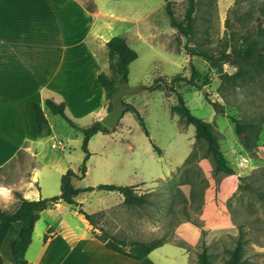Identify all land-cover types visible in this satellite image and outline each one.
<instances>
[{
	"label": "crops",
	"instance_id": "0c3cea01",
	"mask_svg": "<svg viewBox=\"0 0 264 264\" xmlns=\"http://www.w3.org/2000/svg\"><path fill=\"white\" fill-rule=\"evenodd\" d=\"M165 3L90 0L89 11L82 0H0V171L21 152L31 158L23 175L0 182L2 210L13 213L23 199L60 194L64 174L69 169L77 171L84 157L82 134L71 126L78 133L68 131V123L52 114L44 99L64 101L67 116L79 125L100 121L110 109L97 74L105 73L116 87L121 84L116 57L110 58L106 45L110 38L121 37L137 53L128 66V85H151L122 98L143 117L148 135L136 114L126 110L115 127L90 137L85 174L73 177L72 184L93 189L79 193L76 205L58 200L41 211L25 251L27 264H189L188 251L174 243H164L137 260L107 248L95 232L100 229L96 216L102 218L124 204L122 193L98 189V184L134 186L138 193L149 194L155 183L188 168H194L209 185L199 212H191L188 207L189 184L174 186V209L186 205L200 223L199 227L182 220L175 227L176 236L194 245L202 230L208 241L236 230L237 219L226 201L238 186L240 163L245 156L234 123L216 113L210 103L207 116L200 115L221 133V149L235 174L214 175L215 162L202 137L180 134L178 144L162 142L170 124L175 123L178 133L190 124H184L177 113L170 111L177 102L176 93L152 86L162 84L157 80L161 78L170 85L169 78L175 74L189 78L190 64L201 71L205 66L202 59L190 56L182 44H176L179 33ZM173 87L188 107L190 99L184 90L189 91L197 107L201 100L206 101L203 93L186 81H177ZM35 103L41 105L48 120L49 135L37 134ZM57 141L63 146H53ZM80 209L99 215L90 222ZM4 249L0 258L7 253Z\"/></svg>",
	"mask_w": 264,
	"mask_h": 264
},
{
	"label": "rangeland",
	"instance_id": "374dc122",
	"mask_svg": "<svg viewBox=\"0 0 264 264\" xmlns=\"http://www.w3.org/2000/svg\"><path fill=\"white\" fill-rule=\"evenodd\" d=\"M165 1H169V8L175 19L183 22L187 0ZM82 2L86 5L90 0H82ZM241 34L252 39L264 40V0L196 1L190 45L199 42L209 46L211 52L215 54H219L221 49L229 52L235 46L234 41H240L238 38ZM184 40L183 37L180 42L183 43ZM202 62L205 64L203 70L207 67L209 70L203 72L204 74L199 78L201 89H196L203 94L206 93L210 102L218 103L217 105L223 109V115L228 118L235 117L245 123L243 134L237 135L245 157L240 163L238 186L226 201V206L237 219L236 230L225 236L214 237L210 241L206 240V234L203 232V237L201 233L194 245L187 243L189 264H198L197 253L201 250L202 241L207 245L213 263L225 264L224 249L233 246L234 238L238 234V223L244 220H248V223L243 225V229L249 240L245 245L243 258L246 264H264V72L253 81L230 84L221 80L218 72L211 69L208 62L204 60ZM222 69L232 73L236 67L230 62H225L222 64ZM159 80L161 85L168 84L163 78ZM221 83L222 87L219 89ZM184 92H187L185 96L190 99V111L199 117L207 116L211 108L208 102L201 100L197 107L191 100L189 91L184 90ZM66 128L71 133H78L70 126ZM176 129L175 123L170 124L166 134L163 133L162 142L178 144L180 134L183 137H193L194 127L191 124L182 133H178ZM242 136L245 137V146L241 143ZM30 159V156L19 153L0 171V182H7L23 175ZM235 173L237 171L234 170L233 174ZM165 184L166 182L155 183L152 187L154 190L146 196L147 202L140 206L123 204L118 211L113 208L102 218L96 216V224L100 229L95 232L100 236L104 230L118 238L147 241L155 237H164L166 233L169 236L172 230L169 241L182 240L176 236L175 228L168 222V216H165L169 208L168 184ZM90 203L92 206L95 204L94 198ZM177 209L172 213L175 214ZM180 218L183 219L179 213L177 219ZM125 249H128V246ZM180 258L184 263V259Z\"/></svg>",
	"mask_w": 264,
	"mask_h": 264
},
{
	"label": "trees",
	"instance_id": "16d2710c",
	"mask_svg": "<svg viewBox=\"0 0 264 264\" xmlns=\"http://www.w3.org/2000/svg\"><path fill=\"white\" fill-rule=\"evenodd\" d=\"M197 0H187V8L184 14L183 22L175 19L173 12L169 8V1H166L165 8L171 19V23L178 30L179 36L176 38V44H182L183 49L190 55L196 56L205 62H208L211 69L215 70L219 74V78L230 84H238L245 81H253L264 72V40L252 39L248 36L240 35L238 38L240 41H234L235 45L231 51L227 52L225 49H221L219 54L211 52V48L207 45H203L199 42L190 43L192 38V28L194 23V12L196 10ZM86 9L92 11L91 4H86ZM89 19L91 17L89 16ZM184 37V42L181 43V39ZM238 42V43H237ZM106 45L109 50L110 58L116 57V66L120 75L119 82L127 80L128 66L137 57V53L128 46L124 39L119 36H113L110 38ZM230 62L235 65L236 70L232 73H228L222 69V64ZM208 67L201 71L197 69L193 64H190V75L189 78L182 76L181 74H175L169 78L170 85L156 82L152 88L164 87L167 90L174 91L177 96V102L170 106V111L177 113L184 124H191L194 127V138L206 139L208 146V153L212 155L215 162L214 175L218 172H224L227 174H233L234 169L228 164V161L221 149L220 138L221 133L215 128L214 124L210 121L203 119L197 115H194L189 107L186 105L185 100L180 93L176 91L173 84L177 81L183 80L192 84L195 88L201 89V85L198 82L199 78L208 72ZM159 80V79H157ZM98 83L104 88L106 96L109 100V109H111L110 95L116 88V84L103 72L97 74ZM222 87V83L219 85V89ZM204 98L210 103L216 113H223L222 107H219L215 101H209L207 94ZM44 104L54 115H59L68 123L69 126L78 130L82 134L81 149L84 152L83 160L78 167L77 171L69 169L63 176L60 184L61 192L58 195L52 197L39 198L36 200L23 199L15 212L9 213L0 208V253L5 247L11 249V259L16 264H27L25 259V251L28 247L33 226L35 221L39 218L42 210L52 206L58 200H62L67 204L76 205V197L79 193L84 191L92 190L93 187L76 188L72 184L73 177H83L86 170V160L89 156V150L87 143L90 137L98 131H109L110 128L104 125L101 121H94L88 125H79L70 119L66 114V105L64 101H55L52 98H45ZM124 111L131 110L136 114V117L143 128L146 135L148 130L145 126L143 117L138 111L126 103L123 102ZM35 121L37 124L38 136H46L50 134V125L44 114V111L39 103H35L33 106ZM230 121L234 123L235 132L237 135H242L245 130V123L239 119L230 116ZM256 137L258 133L256 132ZM241 143L245 146V137H241ZM154 149L159 150L158 147L153 144ZM264 177V176H263ZM166 182L168 184V197H169V208L165 216H168V222L172 224V227H176L182 220L190 221L196 226L200 224L195 220L194 216L187 210L186 205L178 207L175 214L172 213L173 202H174V191L173 188L177 184H189V209L191 212H199L201 210L204 201V190L208 187L209 182L206 178L200 177L198 172L194 168H188L182 173L173 172L159 183ZM165 184V185H166ZM98 189L103 190H116L124 195V204L130 206H140L147 202L146 193H138L134 186L128 185H117L102 183L97 185ZM261 194V193H260ZM264 195V194H263ZM262 196V195H260ZM263 198V197H262ZM230 210V209H229ZM87 220L93 222V218L97 214H88L82 209L79 210ZM231 211V210H230ZM181 214L183 219H177L178 214ZM234 214H236L234 212ZM237 215V214H236ZM248 220H244L238 223V234L234 238L233 246L225 248L226 258L225 264H246L243 258L245 245L248 242V237L245 236V230L243 225L247 224ZM51 228L44 235V240L48 237L51 232ZM203 237V231H201ZM172 230L170 235H164V237H155L150 240H126L111 236L104 230L98 239H100L104 245L120 254L129 256L134 259L144 258L154 248L171 242L178 246L188 250V244L183 240H172ZM128 246V249L125 247ZM198 264H214L210 259V253L208 252L207 245L202 241L201 250L197 253ZM0 264L2 260L0 258Z\"/></svg>",
	"mask_w": 264,
	"mask_h": 264
},
{
	"label": "water",
	"instance_id": "95a60500",
	"mask_svg": "<svg viewBox=\"0 0 264 264\" xmlns=\"http://www.w3.org/2000/svg\"><path fill=\"white\" fill-rule=\"evenodd\" d=\"M151 85L139 84L136 86H130L126 80H123L120 86L116 87L110 95L111 109L100 119V121L112 129L117 124L118 120L123 114V96L135 94L143 89L150 88ZM6 250V249H4ZM7 253L1 254L2 264H16L14 260L10 258L11 249L7 248Z\"/></svg>",
	"mask_w": 264,
	"mask_h": 264
},
{
	"label": "built area",
	"instance_id": "2783aa9c",
	"mask_svg": "<svg viewBox=\"0 0 264 264\" xmlns=\"http://www.w3.org/2000/svg\"><path fill=\"white\" fill-rule=\"evenodd\" d=\"M53 146L62 147L63 146V142L57 141L56 143H53Z\"/></svg>",
	"mask_w": 264,
	"mask_h": 264
}]
</instances>
